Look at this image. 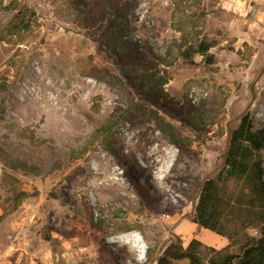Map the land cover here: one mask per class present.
I'll list each match as a JSON object with an SVG mask.
<instances>
[{
	"label": "rangeland",
	"instance_id": "obj_1",
	"mask_svg": "<svg viewBox=\"0 0 264 264\" xmlns=\"http://www.w3.org/2000/svg\"><path fill=\"white\" fill-rule=\"evenodd\" d=\"M246 112L264 127V0H0V264L223 248L191 218Z\"/></svg>",
	"mask_w": 264,
	"mask_h": 264
},
{
	"label": "trees",
	"instance_id": "obj_2",
	"mask_svg": "<svg viewBox=\"0 0 264 264\" xmlns=\"http://www.w3.org/2000/svg\"><path fill=\"white\" fill-rule=\"evenodd\" d=\"M210 49L204 40L195 44L208 64L213 61ZM184 56L190 59L187 51ZM263 151L264 127L257 129L246 112L229 134L222 167L203 181L191 218L194 225L224 239L226 245L214 249L197 239L186 247L171 242L156 264H264Z\"/></svg>",
	"mask_w": 264,
	"mask_h": 264
},
{
	"label": "bare ground",
	"instance_id": "obj_3",
	"mask_svg": "<svg viewBox=\"0 0 264 264\" xmlns=\"http://www.w3.org/2000/svg\"><path fill=\"white\" fill-rule=\"evenodd\" d=\"M137 150H138L142 155H144V160H145L146 162H149V163H150V159H151V157H152L153 155H155V154H154V151L149 150V149H147V148L144 147V146H140V147H138ZM122 241H123V239H122V240H119L118 242H122Z\"/></svg>",
	"mask_w": 264,
	"mask_h": 264
}]
</instances>
